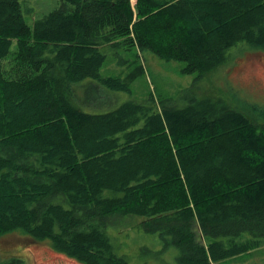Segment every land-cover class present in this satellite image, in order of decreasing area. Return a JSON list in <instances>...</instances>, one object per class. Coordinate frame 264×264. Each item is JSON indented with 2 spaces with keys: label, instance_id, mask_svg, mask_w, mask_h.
<instances>
[{
  "label": "trees",
  "instance_id": "obj_1",
  "mask_svg": "<svg viewBox=\"0 0 264 264\" xmlns=\"http://www.w3.org/2000/svg\"><path fill=\"white\" fill-rule=\"evenodd\" d=\"M28 25L0 0V237L19 232L80 264H129L112 218L161 248L142 264H217L264 246V107L209 98L126 101L101 76L110 49H148L185 74L264 48V0H59ZM12 47H14L12 49ZM0 264H23L18 256Z\"/></svg>",
  "mask_w": 264,
  "mask_h": 264
},
{
  "label": "rangeland",
  "instance_id": "obj_2",
  "mask_svg": "<svg viewBox=\"0 0 264 264\" xmlns=\"http://www.w3.org/2000/svg\"><path fill=\"white\" fill-rule=\"evenodd\" d=\"M28 25L60 6L59 0H18ZM134 3V0H132ZM14 47H12L13 49ZM185 62L167 61L152 51L112 50L100 69L101 76L129 78V91L112 93L101 90L110 107L126 101L149 102L154 100L180 108L190 100L209 98L241 111L248 116L252 108L264 107V48L239 44L228 52L227 60L205 73L185 74ZM138 217L112 218L108 235L115 252L125 256L129 264H142V249L156 251L161 243L156 234L146 233ZM18 256L23 264H80L56 252L48 242L35 241L14 232L0 237V258ZM217 264H264V246L250 255L229 258Z\"/></svg>",
  "mask_w": 264,
  "mask_h": 264
}]
</instances>
